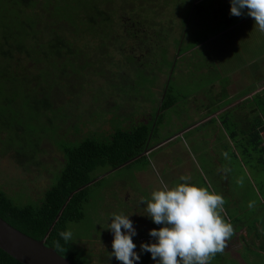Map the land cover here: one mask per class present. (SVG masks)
<instances>
[{"label":"rangeland","instance_id":"rangeland-1","mask_svg":"<svg viewBox=\"0 0 264 264\" xmlns=\"http://www.w3.org/2000/svg\"><path fill=\"white\" fill-rule=\"evenodd\" d=\"M72 1L75 4L67 10L79 13L90 7L89 1L92 5L95 0ZM101 1L104 2H100L99 7L112 13L116 22L113 28L118 33L126 32L122 30L125 25L122 24V20H125L128 28L131 26V23L128 24L130 19L146 18L152 26L150 29L153 33L160 30L159 27L162 25H170L169 29L174 30L172 36H177L183 29L180 20H183L184 13L186 14L190 8L189 5L193 4L194 7L197 0ZM42 3L44 0H40L36 10H41ZM227 3L228 0L198 1L195 31L188 34L187 42L201 38L204 34L214 35L211 38V40L214 38V42L210 40L208 46L194 47L191 50L187 44L181 65L178 63L179 67L174 70L172 78L169 77L172 71L170 60L176 53L174 43L168 50L169 62H162L161 48L154 45H151L152 48L146 43L142 44L143 47L136 44L134 49L126 47L127 53L131 51L141 59L140 61L148 62L141 67L148 68L147 75L142 71L136 75L133 67L127 63L128 54L124 60L117 49L113 51L102 43L101 48L95 46L84 50L86 55L84 59L87 58L85 64L88 66L77 74L69 71L70 75L62 76L60 84L52 88L54 106L56 108L60 106L57 123L61 128L58 135L65 134L68 139L75 136L80 138L89 131L111 133L112 117L116 115H128L131 120L135 119L134 121L144 120L151 110L153 113L156 112L155 106H158L160 99L162 102L169 84L171 91L168 97H173L176 101L174 107L163 112L164 123L160 127V136L164 138L176 132L179 135L158 147L153 153H149L147 159L107 174L101 185L91 188V199L86 204V217L68 224V231L72 233L70 239L72 247L86 250L85 256L90 258L91 264H122L110 253L113 251L114 235L106 228L108 221L111 222L109 217L112 213L131 215L130 219L137 229L135 240H139V246L142 241L152 242L154 238L149 236V230L162 225L154 226L150 222L147 212L142 208L144 203L142 200L138 203V199H150L152 191L162 186L161 181L169 186L182 182L181 176L189 177L190 182L206 186L220 194L224 200L221 213L224 218L231 216L235 210L239 211L245 219L244 224L252 225L254 221H259L262 226L257 230L264 233V167L261 168L255 163L246 165L242 152L235 142L223 133L217 121L210 125L192 127L197 120L213 112V108L216 110L221 107L217 106L221 100L223 105L240 98L244 99L243 104L251 103V100L247 101L245 97L257 84L264 82V32L255 31L258 26H254L253 17L251 25L254 35L247 34L243 47H229L221 43L231 40V37L215 39L228 24L222 22L224 11H218ZM72 28L65 33L70 40H74ZM92 29L98 28L93 25ZM47 31L51 33L50 28ZM164 31L166 29H163V33ZM253 37H257L256 43ZM87 41L88 39L74 40L80 47L87 46ZM118 41L120 44L124 43L123 38H119ZM165 51L166 49H163V53ZM78 62L82 64L81 61ZM132 66H135V63ZM141 73L144 76H139ZM156 74L155 79L153 76ZM145 77L149 79L142 81ZM125 82L127 84H124ZM74 84L76 88L73 89ZM213 104L216 106L207 110V106ZM64 110L71 118L66 120ZM237 110L238 107H234L232 112ZM101 111H104V116L100 115ZM218 119L221 120L219 117ZM78 121L80 123L86 121L85 125L80 126L81 133L78 135L67 133L70 125ZM47 133V138L53 135L51 130ZM43 147L45 151L41 158L43 166L47 167L46 170L42 166L37 168L32 164L19 165L10 153L0 152V189L4 190L17 205L34 202L47 187L55 183L56 176L51 171L54 167H59L56 159L60 158L61 152L49 139H44ZM231 202L232 205L236 203V207L231 208ZM254 248L258 247H252ZM228 252L223 250L221 261L217 264L235 263L230 261L231 256ZM242 254L244 255L245 251ZM136 264L155 262L151 254L145 252L141 254V260ZM251 264H264V261L257 260Z\"/></svg>","mask_w":264,"mask_h":264},{"label":"trees","instance_id":"trees-1","mask_svg":"<svg viewBox=\"0 0 264 264\" xmlns=\"http://www.w3.org/2000/svg\"><path fill=\"white\" fill-rule=\"evenodd\" d=\"M38 1L40 2V0H0V152L10 153L19 165L32 164L37 168L42 166L46 170L47 167L43 166L41 156L45 151L44 139H49L60 150L61 156L56 159L59 167H54L51 171L56 176L55 183L47 187L40 197L34 199V202L17 205L4 190L0 189V216L23 233L38 240L45 239L46 245L55 248L74 264H91L90 258L85 256L86 250L72 247L71 241H65L59 233L68 231L70 222L81 221L86 217V204L91 199V188L101 185L107 174L147 159L149 153L160 147L156 145L159 141L178 133H172L164 138L160 136V127L164 123L163 112L174 107L176 101L173 97H168L171 91L169 84L166 99L164 98L161 103L160 97L158 106H155L156 112L153 113L151 110L144 120L134 121L135 119L131 120L128 115H116L112 117L111 133L89 131L80 138L75 136L68 139L65 134L58 135L61 128L57 123L60 106L57 108L54 106L51 97L52 88L60 84L62 76L70 75L69 71L77 74L88 66L85 64L87 58L84 59V50L95 46L101 48L102 43H105L108 49L113 51L117 49L124 60L128 54L127 63L133 67L135 74L142 71L146 75L148 68L141 67L148 62L140 61L141 59L131 51L127 53L126 47L134 49L136 44L143 47L142 44L146 43L152 48L151 45H154L161 48L162 62H169L168 50L174 43L176 53L170 60L171 75L168 74L169 78H172L174 70L179 67L178 63L181 65L187 44L190 45L189 50L208 46L210 42H214V38L211 40L214 35L204 34L201 38L187 42L188 34L195 31V15L199 0L194 7L193 4H188L190 8L186 14L184 13L183 20H180L183 29L177 36H172L174 30L169 29L170 25H162V23L160 30L153 33L150 29L152 26L146 18L130 19L128 24L131 23V26L128 28L125 20H122V24H125L122 30L126 32L118 33L113 28L116 22L112 13L99 7L100 2H104L101 0H95L92 5L89 1L90 7L79 13L67 10L75 4L72 0H50V2L44 0L41 10H36ZM228 1L229 3L218 10L224 11L222 22L228 24L215 39L223 40L225 37H231V40L221 43L229 47H243L247 34L254 35L252 17L247 15V10L241 16L230 15V0ZM49 12L50 14H47ZM93 25L98 29L93 30ZM70 27H73L71 32L74 40L88 39L87 46L80 47L74 40H70L68 34H65L66 31H70ZM49 28L51 33L47 31ZM163 29H166L164 33ZM255 31L259 32V29ZM119 38H123L124 43L120 44ZM253 38L256 43L257 37ZM163 49H166L164 53ZM134 63L135 66H132ZM142 73L139 76H144ZM153 77L156 79L157 74ZM147 79L149 77H145L142 81ZM130 85L132 88L133 81ZM72 87L76 88V84ZM245 98L248 99L247 101L251 100V103L243 104L244 99H242L240 104L231 106H226L230 102L222 104L216 110L213 108V112L209 113L207 118H204V115L197 120L192 127L210 125L217 121L223 133H226L242 152L246 165L255 163L262 168L264 167V82L257 84ZM212 106L216 105H208L207 108L212 109ZM234 107H238L237 112H232ZM63 108L62 106V110ZM64 113L67 115L66 120L71 118L65 110ZM144 113L146 114L145 111ZM100 115L104 116V111H101ZM85 124L86 121L85 123L78 121L70 125L67 133L78 135L81 133L80 126ZM50 130L53 131V135L47 138V132ZM227 149L226 147L225 150ZM141 200L144 199H138V203ZM230 206L236 207V203L232 205L231 202ZM142 208L146 211L145 205ZM225 219L233 226V233L227 239L224 248V251H229L230 261H235L234 264L264 261V233L257 230L262 226L261 223L254 221L252 225L244 224L242 213L236 210ZM150 222L155 226L151 219ZM143 235L145 237V234ZM135 238L134 236V243L137 244L135 250L139 251V240ZM255 246L258 248L252 249ZM243 251H245L244 255ZM221 253H216L211 258L210 264L221 261ZM0 264L23 263L0 248Z\"/></svg>","mask_w":264,"mask_h":264},{"label":"clouds","instance_id":"clouds-1","mask_svg":"<svg viewBox=\"0 0 264 264\" xmlns=\"http://www.w3.org/2000/svg\"><path fill=\"white\" fill-rule=\"evenodd\" d=\"M254 18L255 25L264 32V0H230V15L245 14ZM173 186L161 181V187L152 191L150 199L142 200L147 216L156 225L149 230L152 242H141L140 251L133 237L137 235L131 215L112 213L109 229L114 239L111 256L122 264H136L142 253H150L155 264H210L211 258L223 252L233 226L221 213L223 197L181 176ZM123 229V231H122ZM59 235L69 241L71 231ZM179 257V259H178Z\"/></svg>","mask_w":264,"mask_h":264},{"label":"water","instance_id":"water-1","mask_svg":"<svg viewBox=\"0 0 264 264\" xmlns=\"http://www.w3.org/2000/svg\"><path fill=\"white\" fill-rule=\"evenodd\" d=\"M177 135L179 134L170 139L175 138ZM0 248L23 264H74L55 248L46 245L45 239L38 240L23 233L1 216Z\"/></svg>","mask_w":264,"mask_h":264},{"label":"flooded vegetation","instance_id":"flooded-vegetation-1","mask_svg":"<svg viewBox=\"0 0 264 264\" xmlns=\"http://www.w3.org/2000/svg\"><path fill=\"white\" fill-rule=\"evenodd\" d=\"M165 95H166V93H165L164 96H163L162 102H163V100H164V98H165ZM242 99H243V98H240V99L235 100V101H233V102L231 101L230 104H228V105H226V106H231V105L240 104V101H242ZM162 102H161V103H162ZM233 103H234V104H233ZM221 104H223V103H222V100H221L220 102L217 103V106H220ZM226 106H224V107H226ZM224 107H222V108H224ZM209 109H210V108H207V110H209ZM205 114H206V113H205ZM210 114H211V113H210ZM208 116H209V114H206V115L204 116V118H207ZM170 138H171V136H169V137H167V138H165V139L159 141L156 145H157V146H159V145L161 146V145H163V144H165V143H167V142L170 141V140H169V141H164V140H166V139L168 140V139H170ZM154 146H155V145H153V147H154ZM157 146H156V147H157ZM156 149H157V148H156Z\"/></svg>","mask_w":264,"mask_h":264}]
</instances>
